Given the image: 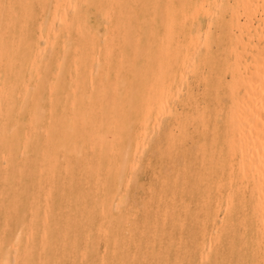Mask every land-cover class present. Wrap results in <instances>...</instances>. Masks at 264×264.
<instances>
[{"label":"bare ground","instance_id":"obj_1","mask_svg":"<svg viewBox=\"0 0 264 264\" xmlns=\"http://www.w3.org/2000/svg\"><path fill=\"white\" fill-rule=\"evenodd\" d=\"M248 1L0 0V264H264V0L254 26ZM223 8L240 34L219 24V67ZM147 152L167 162L138 201Z\"/></svg>","mask_w":264,"mask_h":264},{"label":"rangeland","instance_id":"obj_2","mask_svg":"<svg viewBox=\"0 0 264 264\" xmlns=\"http://www.w3.org/2000/svg\"><path fill=\"white\" fill-rule=\"evenodd\" d=\"M243 1L244 0H242V2ZM247 1L245 0V2H247ZM250 1H251V5L248 6L249 9H248V7L246 9L245 8V5L247 6L250 3L248 4V3H245L244 2V6L243 5L242 6L245 8L246 13H247V10L249 11V14H250L251 18H253L252 19V24L254 26V25H257V23H258L256 17H259V15H262V13H261V7H260L261 6L260 5L261 4V1L260 0H257V2L259 1L258 2V5L259 6L257 5V7H256L257 2L255 3L256 0H254V1L253 0H250ZM250 1H248V2H250ZM252 2H253V4H252ZM253 6L256 7L255 9L257 11L254 10ZM243 7L240 8V11H239V12L242 13V14L239 13V15L241 16V17L239 16V18H241L240 19L241 21L242 20H247L248 17H249L248 16L249 15L248 13H247L248 15L246 14L247 18L245 17V10L243 9ZM251 7H252V9L250 10ZM243 10H244V14H243ZM252 11H254L255 13L254 12L252 13ZM225 12H226V14H225ZM220 14L222 16H224L223 17L224 21H223V19L221 20L222 22H220V23H218V22L215 23L213 21L212 22L213 24L211 23V25H210V30L212 31V28H213L212 33L219 35L220 36V40L223 39V41L222 40L219 41V43H221V45H219V43L217 42L218 45L216 44L217 45L216 46L215 45V42L216 41H213V43H211V49L217 54V58H218L217 60H218L219 67H222V65L224 64V61H225V57L224 56L226 55V53L224 51V45H226L227 44V41H228L227 37L225 38V35H223V34L225 33V30H227V32L229 34L236 36V34L238 35V32L240 34V31H238V29L235 28V25L232 24L233 25V27H232V25L230 24V22H231L230 21L231 20V14H230V10L228 8H223L220 11ZM195 15L196 14H190L187 18H185L186 23L192 22V20H194V18H195ZM198 17L200 18L199 22L194 20L192 26H193L194 29L197 28V26H202L201 29H204L205 26L207 25V22L208 21L205 19V17L202 16V13L201 12H199ZM226 22H228V24ZM201 23H202V25H201ZM223 23H225V25ZM216 24H217V26H216ZM219 24L221 25L220 27L223 26L222 27L223 28V34H221V35H220V33L222 31H220V30L222 28H219ZM213 25H215V26H213ZM230 25H231V27H230ZM226 26L227 27L229 26L231 31L229 30V27H228V29H226ZM233 31L236 34H234ZM201 34L202 35L199 34V37L200 38L201 37L203 38V34L204 33L202 32ZM222 37H224V38H222ZM176 38L182 39V35L180 34V35H178V37L176 36ZM224 40L226 41V43H225ZM243 54H242V56L245 57L246 55H245L244 52H243ZM220 73H221V75L223 76L224 79L226 78L225 80H229L230 74H229L228 71L226 73V70L222 69ZM186 77H187V79H192V75L191 74H188ZM202 91H203V83H202V81H193V83H192V92H193V94L195 96L196 104L198 105V107H201L204 104V101H205L204 98H203V92ZM181 105L182 104H180V103L177 104V108H179L178 111H180V110L181 111L188 110L187 107H184V109L182 110V106ZM190 110H191L192 113H195V108L189 109L188 111H190ZM187 127H188V131H189V135L186 136V137H184L181 141H178L177 140V143L178 144L180 143V146L183 144L184 147L187 149V152H189V150L192 151V152H195V149H196V141L199 138L198 131H197V127H196V122H189L188 125H187ZM176 132H178V130L175 128L174 129V134L178 138L179 135H178V133L176 134ZM174 159L176 160V162H175V166H176V164H178L180 161H179L178 156L177 157H174ZM147 160L150 161V162H148ZM164 160H165V162H167V158L165 156H161V155H158L156 153L147 152V153H145V154H143V155L140 156V167L139 168L137 167L136 170H131L129 172V174L132 173V174H135V175L137 174L138 175V176L136 175L137 176V178H136L137 179V184L134 185V182H132V181H130V184H129L130 192L132 193V195L138 201H141L142 198L147 194L149 185H155V184L157 185L160 182V178H161V175H162V165L165 163ZM139 182H141V184H139ZM189 204H190L191 207H193L195 205V202L193 200H191L189 202ZM221 215H223V211L222 210L218 211V216L221 217ZM210 228H211V222L210 221H207V229L210 230ZM172 231H173V234L175 235V238H178V236L180 235L182 241L185 240L186 242H188L190 240V237L188 236L189 233H190V228H189L188 225L185 224V226L183 228L176 227ZM99 245H100L99 248L102 249L103 248L102 241H100ZM169 250L170 251H168V253H167L168 256H173L175 254V247L172 246Z\"/></svg>","mask_w":264,"mask_h":264}]
</instances>
